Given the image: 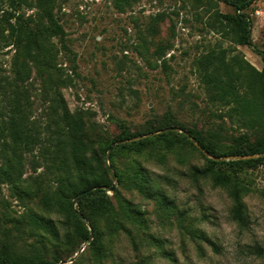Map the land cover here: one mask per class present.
Returning <instances> with one entry per match:
<instances>
[{
	"label": "rangeland",
	"instance_id": "1",
	"mask_svg": "<svg viewBox=\"0 0 264 264\" xmlns=\"http://www.w3.org/2000/svg\"><path fill=\"white\" fill-rule=\"evenodd\" d=\"M30 1L22 3L16 12H23L25 17L32 14L38 19L37 7L28 6ZM13 10L11 0H0V114L7 108L6 95L11 94L16 79L14 61L22 58L21 55L17 58L16 48L6 36L5 18ZM217 12L234 14L236 9L223 0H132L122 10L115 6L114 0H56L54 13L65 29L67 49L57 37L53 38L59 49V69L53 70L51 80L48 72L32 64L25 81L18 80L29 118L38 125L39 139L32 150L22 152L13 173L17 177H12V182L1 174L3 167L13 166L12 154L9 149L4 152L0 149V240L8 236L18 250L26 248L28 243L39 245L42 235L48 234L25 219V214L33 210L52 219L63 241L64 215L57 206L44 200L45 194L55 193L58 180L65 172L61 158L54 153L56 126H46L49 104L56 90L71 111L83 113L89 142L95 148L100 139H113L122 132L145 131L130 138L115 139L112 149L121 143L170 130L172 127L146 132L167 117L198 131L205 142L231 144L241 134L255 137L256 128L244 126L229 106L209 99L194 60L212 47L223 46L229 49V54H240L262 68L264 0H256L244 9L252 22L251 45L233 42L231 35L221 30ZM14 20L12 17L11 21ZM59 77L66 78L67 83L58 84L59 80L54 83L53 79ZM173 127L190 135L182 126ZM190 136L208 156L195 137ZM144 148L165 147L149 143ZM173 149L193 150L204 158L188 144L178 143ZM110 151L105 152V157ZM130 154L118 149L113 157L114 165L121 168ZM248 155L254 154L244 156ZM261 156L264 155L219 159ZM106 163L110 165V160L106 159ZM228 167L239 172V168ZM260 170H264V160L254 166H243L240 172ZM111 172L114 173L113 167ZM113 184L125 195L117 177ZM46 250L48 258H52V253L58 254L60 261H66L63 264H116L115 257L106 248L102 261L95 263L86 241L79 246L76 240L48 242Z\"/></svg>",
	"mask_w": 264,
	"mask_h": 264
},
{
	"label": "trees",
	"instance_id": "2",
	"mask_svg": "<svg viewBox=\"0 0 264 264\" xmlns=\"http://www.w3.org/2000/svg\"><path fill=\"white\" fill-rule=\"evenodd\" d=\"M27 1L11 0L14 10L5 18L9 43L15 46L17 58L18 55L22 57L21 60L14 61L17 65L16 79L12 84L11 94L9 96L4 94L7 96V108L0 114V149L3 152L9 149L14 161L11 164L13 166L3 167L1 174L10 182L12 177H17L13 173L20 163L22 152L32 150L39 139L38 125L29 118L28 106L21 97L24 92L19 90L18 80L25 81L31 64L39 70L48 72V80H51L53 70L59 69L57 62L59 49L53 38L57 37L62 47L67 49L64 40L65 29L54 13L56 0H31L27 3L30 7H37L38 19H34L32 14L25 17L23 12H16L21 9L22 3ZM223 1L233 5L236 12L234 14L217 12L221 30L229 33L236 44L251 45L252 22L244 9L256 0ZM131 2L132 0H114L115 6L121 10L126 5H131ZM12 17H15L14 21H11ZM159 47L163 49V46ZM261 55L262 68H257L240 54H229V49L223 46L212 47L194 60L196 71L208 92L209 99L229 106L239 116L244 126L256 128L258 133L253 139L247 134H241L235 137L231 144L205 142L198 131L178 123L171 117L146 130L147 132L182 126L195 137L204 151L217 158L206 156L188 135L172 129L144 139L121 143L105 157V152L115 139L130 138L145 131L122 132L113 139L102 138L95 148L89 142L83 113L80 110L71 111L63 95L56 90L49 104L50 113L46 126H56L54 153L61 158L65 172L58 180L55 193L45 194L44 200L51 206H57L58 211L64 215L66 230L63 241L58 227L50 217L30 210L25 214V219L34 227L43 229L48 236L43 234L42 239L38 241L39 245L28 243L22 250H18L12 240L5 236L0 240V264L57 263L61 257L52 253V258H48L47 243H73L75 240L76 246L86 241L93 261L100 263L105 256V248L101 243L102 233L96 227L98 218L122 213L136 220L140 219L134 208L129 209L128 202L118 187L115 186V189L109 192L115 177L123 185L120 168L113 162L118 149L133 153L144 149L149 143H160L168 149H173L178 143L188 144L200 151L209 164L218 171L232 166L233 170L239 168L240 172L243 166H254L262 162L264 156L219 159L222 156L264 152V52ZM53 80L54 83L59 80L58 84L61 85L67 83L63 77ZM106 159L110 160V165L106 163ZM111 167L114 168V173L111 172ZM130 179L142 188H146L151 180L149 174L138 167L132 170ZM84 190L87 191L79 194ZM44 237L48 238L47 241Z\"/></svg>",
	"mask_w": 264,
	"mask_h": 264
},
{
	"label": "clouds",
	"instance_id": "3",
	"mask_svg": "<svg viewBox=\"0 0 264 264\" xmlns=\"http://www.w3.org/2000/svg\"><path fill=\"white\" fill-rule=\"evenodd\" d=\"M137 167L146 188L130 179ZM120 175L140 219L96 221L116 264H264V170L218 171L193 150L144 148Z\"/></svg>",
	"mask_w": 264,
	"mask_h": 264
},
{
	"label": "water",
	"instance_id": "4",
	"mask_svg": "<svg viewBox=\"0 0 264 264\" xmlns=\"http://www.w3.org/2000/svg\"><path fill=\"white\" fill-rule=\"evenodd\" d=\"M170 129H172V130H176L177 128H175V127H172V128H170ZM189 137H191L188 133H186ZM192 138V137H191ZM200 146V145H199ZM201 147V146H200ZM112 149V145L109 147V149H108V152L110 151ZM208 156H210V157H212V158H217V157H214V156H212V155H210L209 153H207L206 151H204ZM258 155H264V152H262V153H257V154H254V155H248V156H244V155H236V156H233V157H236V158H245V157H253V156H258ZM115 189V184H112L110 187H109V190L110 191H113ZM87 190H84V191H82V192H80L79 194H82V193H84V192H86ZM77 197V196H76ZM90 238H91V236H90ZM89 238V239H90ZM73 258L74 257H72V258H70L69 260L70 261H72L73 260ZM63 263H66V261H60L59 263H57V264H63Z\"/></svg>",
	"mask_w": 264,
	"mask_h": 264
}]
</instances>
